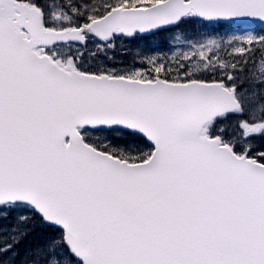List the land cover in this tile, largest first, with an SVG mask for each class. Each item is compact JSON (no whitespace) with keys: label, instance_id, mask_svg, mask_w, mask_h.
Here are the masks:
<instances>
[{"label":"snow or ice","instance_id":"obj_1","mask_svg":"<svg viewBox=\"0 0 264 264\" xmlns=\"http://www.w3.org/2000/svg\"><path fill=\"white\" fill-rule=\"evenodd\" d=\"M0 264H264V0H0Z\"/></svg>","mask_w":264,"mask_h":264},{"label":"rangeland","instance_id":"obj_2","mask_svg":"<svg viewBox=\"0 0 264 264\" xmlns=\"http://www.w3.org/2000/svg\"><path fill=\"white\" fill-rule=\"evenodd\" d=\"M134 52H135V50H133V54H134ZM116 54V56H117V58H119V56H120V53H119V51L117 50V52L115 53ZM130 58V57H129Z\"/></svg>","mask_w":264,"mask_h":264}]
</instances>
